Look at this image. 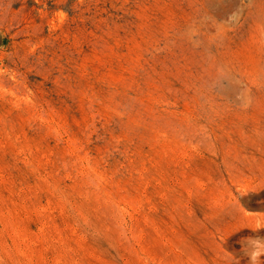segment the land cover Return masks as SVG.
Listing matches in <instances>:
<instances>
[{
  "label": "rangeland",
  "instance_id": "374dc122",
  "mask_svg": "<svg viewBox=\"0 0 264 264\" xmlns=\"http://www.w3.org/2000/svg\"><path fill=\"white\" fill-rule=\"evenodd\" d=\"M0 264H264V0H0Z\"/></svg>",
  "mask_w": 264,
  "mask_h": 264
}]
</instances>
